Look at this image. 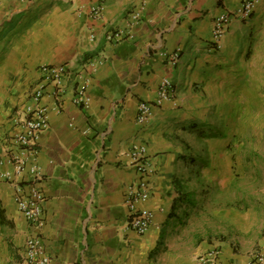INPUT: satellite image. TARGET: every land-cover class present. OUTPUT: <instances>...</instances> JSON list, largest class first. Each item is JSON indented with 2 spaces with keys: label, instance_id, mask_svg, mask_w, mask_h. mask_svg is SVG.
<instances>
[{
  "label": "crops",
  "instance_id": "crops-1",
  "mask_svg": "<svg viewBox=\"0 0 264 264\" xmlns=\"http://www.w3.org/2000/svg\"><path fill=\"white\" fill-rule=\"evenodd\" d=\"M92 3L102 8L96 20L84 7ZM239 4L0 0V98L11 88L19 97L10 118L0 108L1 260L23 264L28 233L15 202L21 178L6 162L13 119L38 83V66L66 64L69 74L60 99L51 95L50 86L45 90L48 126L38 142L45 219L40 236L49 264H159L163 230L181 210L184 157L199 144L223 146L225 136L218 130L228 127L230 111L244 105L251 85L246 83L257 81L258 95L264 88V0H258L248 18L232 19L218 47L210 44L214 17ZM116 31L123 38L107 41L106 35ZM175 50L179 56L172 64ZM83 67L89 77L87 104L74 102ZM164 79L173 84L174 95L157 105V88ZM139 101L153 105L143 124L135 119ZM134 145L146 147L152 169L146 178L148 198L141 204L153 217L141 235L127 227L124 205L127 187L140 177L128 155ZM208 151L212 157L215 151ZM257 223L259 240L253 251L236 250L228 242L214 245L220 261L248 264L253 254L264 255V221L255 218Z\"/></svg>",
  "mask_w": 264,
  "mask_h": 264
},
{
  "label": "rangeland",
  "instance_id": "rangeland-1",
  "mask_svg": "<svg viewBox=\"0 0 264 264\" xmlns=\"http://www.w3.org/2000/svg\"><path fill=\"white\" fill-rule=\"evenodd\" d=\"M246 84L251 85L244 105L230 111L228 127L218 130L225 136L223 146L199 144L183 159L181 210L163 230L159 264H198V254L225 242L253 251L259 240L260 224L254 221H264V88L258 95L257 81ZM12 93L13 88L0 98L9 118L19 101ZM209 148L215 151L212 157Z\"/></svg>",
  "mask_w": 264,
  "mask_h": 264
},
{
  "label": "built area",
  "instance_id": "built-area-1",
  "mask_svg": "<svg viewBox=\"0 0 264 264\" xmlns=\"http://www.w3.org/2000/svg\"><path fill=\"white\" fill-rule=\"evenodd\" d=\"M28 1V0H19ZM258 0H240L239 7L234 11L224 10L216 15L212 22L211 46L218 47L228 24L233 18H248L257 4ZM89 18L96 20L101 16L102 8L99 3H92L84 6ZM138 12L133 14L137 19ZM123 38L120 31L110 32L106 35L107 41L118 42ZM92 41L95 39L93 33L89 35ZM179 56L178 50L172 53L171 61L175 64ZM87 67V65H86ZM86 67L78 74L80 81L77 82L74 102L87 104L84 94L88 86L89 77L85 73ZM38 83L26 98L22 110L14 116L15 131L11 135L10 150L6 155V162L10 163L14 171L21 178L16 181V207L26 226L28 233L23 247V264H49L43 241L40 236L41 229L45 223L43 216L44 194L38 186L42 180V173L37 165V155L39 153V138L41 133L47 128V108L43 105L42 99L48 86L51 87V95L54 98L61 97L64 90V78L69 74L66 64H41L38 66ZM157 98L155 104L170 99L174 95V86L169 79H164L157 88ZM151 103L139 101L137 103L136 122L146 123L152 115ZM146 147L144 145H134L129 151L131 163L139 173V179L130 184L126 189L124 205L127 209V227L135 233L141 235L145 233L151 222L152 213L144 207L143 203L148 198L147 176L151 173V166L147 160ZM8 176V174H5ZM26 183L27 188L21 184ZM220 250L212 247L197 257L198 264H227L220 261ZM248 264H264V255L256 253L252 255Z\"/></svg>",
  "mask_w": 264,
  "mask_h": 264
}]
</instances>
